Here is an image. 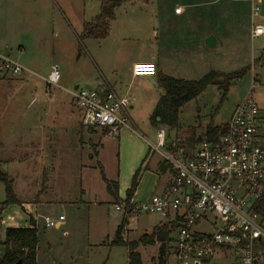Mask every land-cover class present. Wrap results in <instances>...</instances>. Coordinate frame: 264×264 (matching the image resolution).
I'll use <instances>...</instances> for the list:
<instances>
[{"label":"rangeland","instance_id":"rangeland-1","mask_svg":"<svg viewBox=\"0 0 264 264\" xmlns=\"http://www.w3.org/2000/svg\"><path fill=\"white\" fill-rule=\"evenodd\" d=\"M103 1L111 0H0V55L33 73L20 76L0 73V172L12 180L14 195L20 202L2 206L7 207L6 213L21 210L20 205L33 213L35 200H39L37 264H126L127 261L125 247L110 245L123 212L115 209L117 199L107 194L100 167L81 170L90 149L81 143L80 132H87L80 128L79 110L66 92L75 85L90 89L95 81H101L95 63H104L102 73L116 84L114 89L126 91L130 61L135 58L143 61L161 40L162 49L169 47L181 33L183 60L192 54L199 56L193 64H182V80L198 81L211 70L223 74L246 70L239 80L231 82L226 93L211 85L184 105L179 114L182 126L169 131L170 139L188 140L196 132L203 134L207 125L226 124L235 105L249 94L264 108V89L259 91L255 87H264V66L253 62L264 54V36L250 38V29L257 24L264 25V17L258 14L251 18L253 1L202 0L197 11L188 9L183 22L187 26L174 35L170 20L174 9L194 5V0H140L137 4H131L133 0H119L123 6L117 10L118 21L113 30L122 32L125 29L122 25L131 24V36L116 41L111 35L100 43L80 41L83 22H90L98 15ZM259 2L254 0V3ZM144 7L149 9L147 15L145 12L132 15L130 11ZM155 8L165 9L164 13L159 12L163 14L156 24L151 21ZM128 10L124 22L123 14ZM196 18L199 19L196 21ZM196 25L201 44L207 38L204 35L209 34L219 38V47L209 50L203 42L198 51ZM150 27L158 30L159 41L151 38ZM176 44L179 47L178 42ZM122 48L126 61L112 65L117 51ZM51 66L58 67L59 87L45 83ZM113 71L116 76L112 75ZM254 87L256 89H252ZM162 92L157 91V97ZM152 107L146 104L140 107L137 102L129 112L135 132L155 143L156 130L149 121ZM98 136L103 144L99 146L100 165L105 174L115 180L118 139ZM87 139L83 135L84 142ZM146 150L152 156L150 169L155 172L157 165L162 166L160 156L150 153L148 147ZM82 188L88 190L86 197H81ZM150 191L151 187L142 186L139 197L149 195ZM5 200L4 186L0 183V205ZM60 215L64 217L62 226L44 228L43 217L56 221ZM261 219L264 226V211ZM159 225L161 221L157 216L132 213L130 231L123 234V238L128 242L137 241L143 235H150ZM138 250L142 251L145 264L157 263V244L139 246ZM209 264L241 263L233 254L218 253Z\"/></svg>","mask_w":264,"mask_h":264},{"label":"built area","instance_id":"built-area-1","mask_svg":"<svg viewBox=\"0 0 264 264\" xmlns=\"http://www.w3.org/2000/svg\"><path fill=\"white\" fill-rule=\"evenodd\" d=\"M260 15L253 6L252 18ZM264 35V25H254L251 38ZM20 76L33 73L0 55V73ZM154 62L136 63L134 77H153ZM59 87L57 66H51L44 79ZM254 89V88H252ZM79 110V123L85 129L107 130L117 137L127 129L143 139L150 153L160 156L170 173V182L142 203L130 202L132 213L157 216L171 238L166 264H205L218 253H230L241 264L264 263V226L260 208L264 204V124L260 108L249 94L237 103L228 122L213 136L199 135L201 141L169 139L165 129L156 128L151 143L135 132L129 111L133 98L113 89H77L69 92ZM118 211L124 204L116 205ZM44 228L62 224L42 218ZM203 229L199 230V227Z\"/></svg>","mask_w":264,"mask_h":264},{"label":"crops","instance_id":"crops-1","mask_svg":"<svg viewBox=\"0 0 264 264\" xmlns=\"http://www.w3.org/2000/svg\"><path fill=\"white\" fill-rule=\"evenodd\" d=\"M133 1L134 2H132L131 4H137V3H139L140 0H133ZM251 1H253V3L251 4V13H252L253 6H260L259 5L260 2L254 3V0H251ZM202 4H203L202 0H200V3L198 2V0H194V5H189L185 9H181V8L174 9L172 18L170 19L173 21V24H171V25H173L172 33L174 35L177 34L178 31L182 30L183 27L187 26L183 22L186 20V17H187L186 15L188 13L187 12L188 9H192L194 11H197L198 10L197 8L201 7ZM121 5H122V3H121ZM121 5L114 11V20L109 25V31H108V35L106 38L101 39V40H96V39H85V40H93V41L100 43V42H104L107 39H109V37L111 35L114 36L113 38L116 39V41H118L121 38H122L121 40L129 38V36H131V28L133 27L131 24H130L131 26L128 24L122 25L121 27H123V26L125 27L124 31H122V32L119 29L116 31H115V29L113 30L114 25H116L117 21H118L117 10L119 8H121ZM99 9H100V6H99ZM153 10H154V18L151 21H153V23L156 24L160 20V18L158 19L159 15L163 14L165 9L155 8ZM130 11H131L132 15H135L136 13H140V14L142 13L143 14L144 12H145V15H147L148 14L147 11L149 12V9L147 10L146 7H144V8H132V9H130ZM160 11H163V13L159 14ZM128 13H129V10L127 12L125 11L123 14L122 20L124 22L127 18ZM251 18H252V15H251ZM198 19L199 18H196V21ZM84 23L85 22H83V24ZM83 24H82V26H83ZM154 26L156 28L157 25H154ZM121 27L117 26L116 28H121ZM251 30H252V28L250 29V38H251ZM81 31H82V28H81ZM198 31H199V27L196 25L194 28V33H196V37H197L196 48L198 51H199V48L203 47V42H204L205 47L209 50L219 47L218 44H219L220 40L217 36H215V37L213 36L214 40H215V46L213 48L207 46L206 39L209 36H212L209 34L204 35L207 38L203 39L202 44H201V42L199 41ZM150 32H151V38L154 37L153 39L155 41L156 40L159 41L158 30L151 29V27H150ZM207 32H209V31H207ZM191 34H192V29H191ZM181 36H182L181 33L179 35L177 34L175 36L176 37L175 40L173 39L174 40L173 44L170 45L169 47L165 46V49H162L159 46L160 43H163V41L162 40L159 41V44L156 45L155 49H153L151 51V53L145 59H143V61H141V62L140 61L138 62V60L136 58L131 60L130 61V74H129L128 86L125 85V83H124V85L127 86L126 91L122 90V89H119V90L114 89L113 86H115L116 84L112 83L113 82L112 80L111 81H109V79L107 80L105 78L104 74L102 73L103 72L102 68L104 69V66H103L104 63L100 62L101 63V65H100V63H98V62L97 63L94 62L95 63L94 65H95L98 73L100 74L101 81L100 80L95 81V84H93V87L90 89L80 88L79 85H75V86H73L72 89L69 90V92L75 91L77 89H84V90L113 89V90L121 93L122 95H126V96L134 99V101H132L131 106H130V112L134 109L137 102H138V105H140V107H142L144 104H146L148 106L152 105L153 106L152 108L154 109L159 97L162 95V94L158 95V97H157V94H156L157 91H159L161 89L159 87L160 78L163 76H166V77H169V78H172L175 80H182V74H183V69H182L183 65L182 64H184V63L193 64V63H195V61H198L197 59L199 58V56L197 58V56L195 54H192V53H191L192 55H190L189 57H187L183 60V55H182V51H181V47H180V43L182 40ZM115 37H117V38H115ZM260 37H262V36H260ZM254 39H256V38H254ZM251 40H253V39L251 38ZM179 41H180V43H179ZM176 42H178L179 47L177 46ZM117 52H118L117 58L114 57L115 61L111 62L112 65H115V66L118 65V63L126 61V56L123 53V48L119 49ZM251 56H253V55L251 54ZM260 56L261 57H258L257 59L256 58L253 59V62H257L259 64L262 63V65L264 66V63H263L264 54H260ZM145 62H154L155 63L156 69H157L156 75L153 77H134L132 75L133 65L136 63H145ZM211 71H214V70H211ZM211 71H209V72H211ZM214 72H218V71H214ZM112 75L116 76V72L113 71ZM88 86H91V85H88ZM131 86H132V88H131ZM255 87L259 91L264 89V87L261 85H260V87H258V86H255ZM255 87H254V89H256ZM66 92L69 94L68 91H66ZM130 112H129V116H130ZM260 113H261V118H262V121L264 124V108L260 107ZM179 114H180V111H179ZM179 114H178V128L182 126V124L180 123V120H179ZM130 120H131V116H130ZM131 122H132V120H131ZM133 122H132V124H134ZM222 125H224V124H220V125H213L212 124L211 126L212 127H220ZM79 126H80V123H79ZM157 127H159V126L154 127L155 130ZM161 127L165 129V132L168 131V133H166V136L170 139V137H169V135L171 134V133H169L170 130L163 127V126H161ZM206 127L203 129V133H204ZM80 128L87 132V134H83L82 132H80V135H81L80 141L82 144H84L85 146H88L90 149V151H88L89 153H88V157H87V159H89V161L87 162V159H85L86 161L83 164H81V170L83 172V170L87 171L88 169H96V168L100 167V173H102V175L104 176V178L108 182L118 184L117 185L118 186L117 187L118 188L117 189V201L115 203V206L124 204V201L126 199V193H125V197H124L125 199L123 201H121L120 198L123 197V193L127 192V190L130 188L132 177L135 174V172L138 170H139V180H138V184H137V187L135 189L133 198L131 200V201H133V203L138 204V203H142V202L146 201L151 195L156 194L157 193L156 191L160 192L170 182V180H171L170 173L165 168H161V166L157 165V169L155 170V172H153L150 169L149 161H150V158H152V156L148 155V151L146 150V148L148 146H146L147 144L143 139L137 137V135H135L134 133L130 132L127 129H122L119 131L117 137H112V136H110V134L108 133L107 130L85 129V128H82L81 126H80ZM98 133L101 135L102 138L107 137L110 139H118L117 170L115 173V176H116L115 180L110 179L105 174L104 167L102 165H100L99 146L102 147L103 144H101V139L99 138ZM261 133L264 135V128L261 129ZM201 134H198L196 132L194 134V136H199ZM83 135L88 138L87 142H84ZM263 145H264V142H263ZM101 180H102V176H101ZM144 185H145V187H151V191H150L151 193L149 192L150 193L149 195H144V196L139 197L140 188ZM105 190H106V185H105ZM106 192H107V190H106ZM152 192H156V193L152 194ZM80 194H81V197H86L88 195V190L86 188H82ZM107 194H108V192H107ZM15 198H16L17 202H19L16 195H15ZM119 201H121V202H119ZM2 204L0 205V247L3 248V253H4V247L2 246V243L4 240V234H5L6 229H8V228H28L31 226L29 223V220H33V223H34L35 228L37 230L38 217H39V215L37 213V208L40 206L39 205L40 203H39V200H37V199L35 200V209H34L33 213L26 211L25 207L20 205L21 210L16 209L15 211L11 212L12 214L6 213L7 211L5 210V208H7V207H3ZM131 215H132V213L130 215H125L123 213V219L126 220L125 225L123 227V231H122V234H124V235L128 234V232L130 231L128 229V224H129V217ZM62 225H63V222H62V224L58 223V226L56 227V229H58ZM119 225H117V227ZM117 227H116V229H117ZM158 227H161V225H159ZM116 229H115V231H116ZM114 234H115V232H114ZM150 234H151V232H150ZM37 237H38V234H37ZM155 244H157L158 247L160 246V243L156 242ZM136 252L140 256L141 264H145L144 258L142 256V251L138 250V247H137ZM2 255H0V258L2 257ZM157 261H158V259H157ZM211 261L212 260H210L209 262H206L205 264H209ZM126 263H127V261H126ZM36 264H37V251H36ZM156 264H158V262Z\"/></svg>","mask_w":264,"mask_h":264},{"label":"trees","instance_id":"trees-1","mask_svg":"<svg viewBox=\"0 0 264 264\" xmlns=\"http://www.w3.org/2000/svg\"><path fill=\"white\" fill-rule=\"evenodd\" d=\"M119 0L103 1L100 3L99 14L90 22H85L82 26L81 34L78 36L80 41L85 39L101 40L107 37L109 25L114 20V11L121 5ZM246 70L232 74H223L220 72L211 71L203 76L198 81L175 80L163 76L159 80V87L163 93L159 97L155 108L153 109L149 121L153 127L163 126L169 130L178 128V114L180 109L192 100L199 97L203 91L211 85H216L223 93L228 91L233 80H239ZM218 131L217 127L208 125L204 131L207 136H213ZM195 141L194 134L188 139V143ZM161 168H164L161 166ZM102 180L106 185L108 194L117 199V184L108 182L102 175ZM139 180V170L132 177L130 188L126 192L124 201L125 215L132 213L130 202L133 198L135 189ZM0 183L3 184L5 190V201L3 206L17 203L15 198L12 180L0 172ZM264 211V204L260 208V212ZM125 219H122L121 224L117 227L114 238L111 241V246L125 247L127 250L126 264H141L140 256L136 252L137 247L153 245L156 242L160 243L158 250V264H166L169 255V230L162 227H155L150 235H143L137 241L128 242L123 238V227ZM30 227L28 228H8L5 230L2 246L4 253L0 258V264H36V251L38 244L37 230L33 220H29Z\"/></svg>","mask_w":264,"mask_h":264},{"label":"water","instance_id":"water-1","mask_svg":"<svg viewBox=\"0 0 264 264\" xmlns=\"http://www.w3.org/2000/svg\"><path fill=\"white\" fill-rule=\"evenodd\" d=\"M259 5H260L259 6V8H260V16L264 17V0H261ZM206 44H207L208 47L213 48L215 46L214 37L213 36H209L206 39ZM200 141H201V137L198 136L196 142L199 143Z\"/></svg>","mask_w":264,"mask_h":264}]
</instances>
